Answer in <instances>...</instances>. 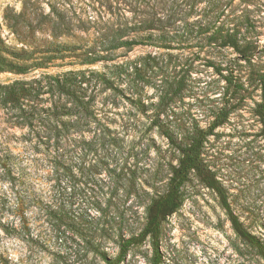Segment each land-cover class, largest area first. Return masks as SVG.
<instances>
[{
	"label": "rangeland",
	"instance_id": "1",
	"mask_svg": "<svg viewBox=\"0 0 264 264\" xmlns=\"http://www.w3.org/2000/svg\"><path fill=\"white\" fill-rule=\"evenodd\" d=\"M144 18L157 20L160 29L168 26L169 48L121 47L97 53L103 57L97 63L80 64L88 50H99L98 44L94 46L99 32L109 34L126 21ZM0 33L15 49L72 46L74 51L67 50L65 57L51 63L50 73L91 68L113 76L115 65H123L124 70L129 66L128 75L114 77L119 91L107 89L98 98L116 145L97 143L88 151L91 162L101 161L96 168L87 162L83 169L78 165L71 183L74 189L62 183L76 195L77 211L84 195L103 190L107 169L117 165L138 182L139 195L126 198L121 208L128 219L139 216L141 227L145 203L149 196L165 191L170 165L180 157L166 132L186 144L195 128L209 127L221 109H227L225 123L205 142L203 157L225 188L233 211L264 242V136L256 113L264 100L260 84L264 0H0ZM229 33L236 36L242 51L215 41ZM209 60L231 70L242 87L237 92L228 88ZM18 77L0 71V82ZM178 83L183 88L172 95ZM158 121L160 125L155 124ZM0 130L13 138L12 129L0 125ZM7 178L0 168V264H95L92 255L76 254L77 242L60 246L51 225L42 221L34 230H41L47 242H30L23 230L4 232L1 223L14 224ZM182 195L181 207L162 224L157 263L146 240L132 247L119 264H264L257 251L235 233L217 193L196 175L184 184ZM103 248L112 258L119 252L111 240L104 239ZM58 250L65 253L59 261Z\"/></svg>",
	"mask_w": 264,
	"mask_h": 264
},
{
	"label": "trees",
	"instance_id": "2",
	"mask_svg": "<svg viewBox=\"0 0 264 264\" xmlns=\"http://www.w3.org/2000/svg\"><path fill=\"white\" fill-rule=\"evenodd\" d=\"M158 24L154 18H144L126 21L109 34L99 32V42L94 43V46L98 44L99 50H88L80 64L97 63L103 59L97 53L121 47L151 44L169 48L168 26H162L164 31L160 35ZM219 39L222 47L243 50L232 33L217 36L215 41ZM71 49L74 51L72 46L60 44L40 51L27 47L15 49L5 43L0 33V71L19 75L10 82H0V125L13 130L12 139L0 130V168L10 183L13 197L11 211L14 215L12 227L1 223L4 232L17 234L23 230L30 242H47L41 230H34L42 221L51 225L60 246L70 240L77 242L80 247L76 254L92 255L95 264H119L132 247L148 240L157 263L162 224L181 207L182 188L194 174L217 193L235 233L264 260V242L249 232L233 211L225 188L203 157L205 142L217 127L225 123L227 109H221L209 127L195 128L186 144L179 143L171 133L166 132L180 157L170 165L165 191L149 196L145 203L141 227L137 225L140 221L138 215V218L128 219L121 208L126 198L139 195L138 182L123 168L118 170L117 165L107 169L108 181H104L107 189L103 187L101 192L84 195L78 204L79 210L75 209L76 195L68 192L69 186L62 183L71 186L78 165L83 169L87 162L90 168H96L101 161L91 162L88 151L97 143L108 141L116 145L105 120V106L100 107L98 98L107 89L119 91L114 77L128 75L129 66L124 70L123 65H115L113 76L91 68L48 72L51 63L65 57L66 51ZM208 65L223 75L228 88L237 92L242 87L227 67L218 66L210 60ZM224 71L228 73L223 74ZM260 84L264 93V73L260 76ZM182 88L183 84L178 83L172 95L179 94ZM256 113L264 136V100L258 105ZM155 124L160 125V122ZM78 148L81 153L77 152ZM98 172L95 170V174ZM90 181L86 180L85 184ZM71 188L74 189V185ZM29 211H35L36 215ZM104 239L119 247L114 258L103 248ZM64 254L63 250L55 252L57 261Z\"/></svg>",
	"mask_w": 264,
	"mask_h": 264
}]
</instances>
